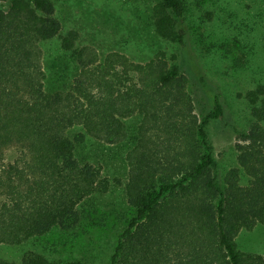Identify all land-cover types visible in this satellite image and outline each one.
Here are the masks:
<instances>
[{
    "label": "trees",
    "instance_id": "trees-1",
    "mask_svg": "<svg viewBox=\"0 0 264 264\" xmlns=\"http://www.w3.org/2000/svg\"><path fill=\"white\" fill-rule=\"evenodd\" d=\"M150 12L156 37L176 49L141 63L64 35L52 0H0V247L48 236L73 242L100 225L91 207L110 184L89 148L127 144L122 191L131 214L108 264H264L236 244L242 230L264 224V84L245 95L250 122L236 134L237 167L221 182L205 126L224 107L219 93H206V118L195 113L191 75L201 87L206 80L187 42L188 3L158 0ZM55 40L48 79L43 47ZM20 257L0 264H91L31 250Z\"/></svg>",
    "mask_w": 264,
    "mask_h": 264
},
{
    "label": "rangeland",
    "instance_id": "rangeland-1",
    "mask_svg": "<svg viewBox=\"0 0 264 264\" xmlns=\"http://www.w3.org/2000/svg\"><path fill=\"white\" fill-rule=\"evenodd\" d=\"M63 24V34L78 33L81 44L94 46L101 55L110 51L127 54L134 62H145L160 49L171 55L175 49L166 46L154 33L150 8L158 0H52ZM188 12V46L206 80L201 87L191 75L189 91L200 122L210 109L207 94L217 92L224 107L223 117L206 126L207 141L216 163L219 181L229 169L236 168V134L250 122L245 95L258 83L264 84V28L260 29L255 15L258 0H186ZM200 4V7L197 6ZM3 8L7 7L2 2ZM209 12L211 15H206ZM264 24V21H263ZM60 43L44 44V70L49 79L52 65L59 55ZM46 86L50 87L46 81ZM207 90V91H205ZM207 93V94H206ZM137 118L126 121L134 127ZM264 126V123H263ZM129 146L94 144L92 154L99 161L101 178L109 181V192L91 207L92 216L102 219L100 225L87 227L73 242L52 236L43 237L23 246L0 247V257L19 261L23 251L44 254L50 260H80L91 264H108L118 237L131 214L122 191L126 177L124 154ZM13 149L5 154L6 162L15 158ZM100 200V199H99ZM125 221V222H124ZM61 234H58V236ZM62 237V236H60ZM66 239L67 237L64 236ZM241 252L264 258V224L252 230H242L236 239Z\"/></svg>",
    "mask_w": 264,
    "mask_h": 264
}]
</instances>
